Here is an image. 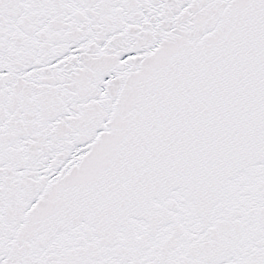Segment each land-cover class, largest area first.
Here are the masks:
<instances>
[{"label": "snow or ice", "instance_id": "snow-or-ice-1", "mask_svg": "<svg viewBox=\"0 0 264 264\" xmlns=\"http://www.w3.org/2000/svg\"><path fill=\"white\" fill-rule=\"evenodd\" d=\"M0 264H264V0H0Z\"/></svg>", "mask_w": 264, "mask_h": 264}]
</instances>
